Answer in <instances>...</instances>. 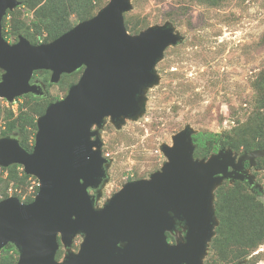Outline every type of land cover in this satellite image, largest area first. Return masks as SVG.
<instances>
[{"label": "water", "instance_id": "water-1", "mask_svg": "<svg viewBox=\"0 0 264 264\" xmlns=\"http://www.w3.org/2000/svg\"><path fill=\"white\" fill-rule=\"evenodd\" d=\"M21 4L0 0V98L13 103L45 96L43 87L31 84L38 71L49 72L51 84L83 72L37 119L32 151L14 136L0 137V166H22L39 182L30 203L15 196L0 201V250L13 245L17 264H204L219 225L216 189L225 181L258 188L245 163L256 166L264 149L238 155L219 147L209 158H196V132L186 126L171 145H162L167 161L160 170L127 182L98 207L111 164L101 130L107 119L119 127L144 114L146 94L160 80L158 63L184 37L169 22L130 34L125 15L132 0H109L49 43L19 35L11 44L3 21ZM179 229L182 238L170 243L167 233ZM78 236L83 240L75 251Z\"/></svg>", "mask_w": 264, "mask_h": 264}, {"label": "rangeland", "instance_id": "rangeland-1", "mask_svg": "<svg viewBox=\"0 0 264 264\" xmlns=\"http://www.w3.org/2000/svg\"><path fill=\"white\" fill-rule=\"evenodd\" d=\"M19 1L22 4L3 22L4 37L10 42H15L18 35L35 42L49 41V31L56 24L46 9L50 2L31 0L25 5V0ZM108 2L95 0L92 15ZM132 4L133 10L125 15L130 34L169 22L184 39L169 47L158 63L160 80L146 94L144 114L119 127L107 119L101 130L103 154L111 164L109 180L98 193V207L127 182L149 178L160 170L167 161L162 145H171L172 137L186 126H191L195 135L204 134L207 145L213 142L210 134L242 142L240 152L218 142L238 155L246 152L245 144L264 141V0H132ZM70 21L77 25L80 18L72 14ZM80 77L76 74L50 84V100L35 104L28 97L17 99V112L2 103L0 133L21 116L31 142L35 140L34 123L48 103L63 99L69 85ZM241 126L247 132L235 133ZM248 170L256 177L259 192L240 182L225 181L214 193L219 225L204 264H264V158H258L256 166ZM23 171V167L0 170V201L5 195L22 201L35 195L39 183L35 177L18 185L17 178ZM182 236L181 230L176 240ZM82 240L80 236L75 239L73 250L78 251ZM64 255L62 249L59 260ZM17 258L15 251H0V264Z\"/></svg>", "mask_w": 264, "mask_h": 264}, {"label": "trees", "instance_id": "trees-1", "mask_svg": "<svg viewBox=\"0 0 264 264\" xmlns=\"http://www.w3.org/2000/svg\"><path fill=\"white\" fill-rule=\"evenodd\" d=\"M47 1L50 2V4L46 7V9L50 11V15H51L52 19H54L56 21V24H55V27L49 31L50 35H51V38L49 41H42V42L37 41V42H35V41H32L31 39H29L27 37L33 44L49 43V42L59 38L61 35L68 32L69 30H71L75 26L70 21V16L72 14H76L80 18V22L87 20V19L94 16L91 13V9L94 6L93 3L95 0H47ZM29 3L30 4L32 3L31 0H25L24 1L25 5H27ZM11 13L12 12H8V14H11ZM4 32H5V29L3 26V33ZM40 73H42L44 75L45 82L49 83V85H50L51 84L49 82V74L50 73L47 71L35 72V74H40ZM76 74H81V70L77 71L76 73H74L72 75H64L62 77V79L65 77H70V76L76 75ZM73 84H76V83H71L68 87V91H69L70 86H72ZM24 98H26V97H24ZM28 98L32 99L31 96ZM32 100L35 101L36 99H32ZM37 103H38V101H35V104H37ZM45 111L43 112V114L45 113ZM261 115H263V114H261ZM20 120H21V116L18 118L17 121H13V122L8 123L7 126L5 127V129L1 132V134H2V136H7V135L12 134L13 132H17L19 135V138H20V144L26 150L32 151L33 146H34V140L31 142L30 137H32V136H31V134H29V131L24 126V124H21ZM241 127L235 129V133L237 131H239L240 134L241 133L245 134L247 132L245 127H243V126H241ZM34 129L37 131V124H35V123H34ZM228 135H230V132L228 133ZM209 137H211L213 139V142H211L210 145H207L204 134L199 133V134L194 135V142H195V145L197 146V151H196V156H195L196 158L205 157V156L209 155L210 153H212V154L217 153L218 149H219V145H218L219 141H221V142L223 141L224 146L231 147L233 150L240 152V144L242 142L238 143V142H234V141H229L228 137H223L221 134H210ZM245 147H246V152H244V153H249L255 149H262V148H264V141H259V142L252 143V144H245ZM19 167L21 168L22 166L14 165V166H11L9 168H4V167L0 166V170H2V171L12 170V169L19 168ZM30 177L31 176L26 175L23 171L20 178H17L18 185L20 183L26 184V182L28 181V179H30ZM15 179H13L11 182H13ZM13 184H15V183H13ZM16 185H17V183L14 186H16ZM38 190H39V187L36 188L35 195L33 197L27 199V200L22 201L20 198L19 199L24 203H30L33 201L34 197L38 193ZM9 197H10V195H5V199H7ZM217 214H219L218 211H217ZM217 230H218V228H217ZM0 251H3V252L15 251V253L18 254L16 248L11 244L8 245L7 247H5L3 250H0ZM61 254H62V249L58 252L57 259H59ZM17 261H18V258L15 261L12 259L11 262H9L7 264H17ZM237 263H239V262H237Z\"/></svg>", "mask_w": 264, "mask_h": 264}, {"label": "flooded vegetation", "instance_id": "flooded-vegetation-1", "mask_svg": "<svg viewBox=\"0 0 264 264\" xmlns=\"http://www.w3.org/2000/svg\"><path fill=\"white\" fill-rule=\"evenodd\" d=\"M7 40V39H6ZM8 41V40H7ZM18 41V39L15 41V42H10V41H8L9 43H11V44H14V43H16ZM82 72H83V69H81V74H82ZM0 74H1V72H0ZM49 77H50V74H49ZM31 84H35V85H39V86H41V87H43V91L45 92V96H34V95H25V96H23V98L24 97H32V99H36L35 101H41V100H43V99H48V100H50L51 98H49L50 96H51V94H50V92H49V83H47V82H45V80H44V75H39V74H34V76H33V78H32V80H31ZM71 87V86H70ZM59 96V95H58ZM58 96H56V97H58ZM62 98H64V97H62ZM20 99V98H19ZM54 103V102H53ZM49 104H50V102L48 103V106H49ZM47 106V107H48ZM7 136H14V137H16V138H18L19 139V141H20V138H19V135L16 133V132H13L12 134H10V135H7ZM0 137H3L2 136V134L0 133ZM34 142H35V140H34ZM220 147V146H219ZM106 157V156H105ZM107 158V157H106ZM245 168L246 169H249L250 168V163L249 162H246L245 163ZM109 174V173H108ZM139 180V179H138ZM131 181H135V180H131ZM255 181H256V177H255ZM130 182V181H129ZM244 184V183H243ZM256 184L257 185H259L258 183H257V181H256ZM246 186V185H245ZM252 192H259L258 191V188H254L253 190H251ZM92 194H94V192L92 191L91 192ZM179 232H181V229H179L176 233H174V234H171V233H167V237H168V241L170 242V243H172V244H175L176 243V236L178 235V233Z\"/></svg>", "mask_w": 264, "mask_h": 264}, {"label": "built area", "instance_id": "built-area-1", "mask_svg": "<svg viewBox=\"0 0 264 264\" xmlns=\"http://www.w3.org/2000/svg\"><path fill=\"white\" fill-rule=\"evenodd\" d=\"M16 101L13 103H9L8 101L0 98V105L3 103L6 107L11 108L14 112H17V110L19 109V105L17 104ZM38 187H39V183H38Z\"/></svg>", "mask_w": 264, "mask_h": 264}]
</instances>
